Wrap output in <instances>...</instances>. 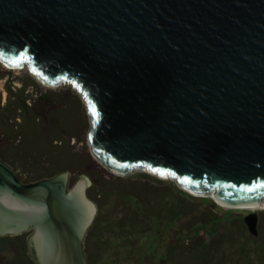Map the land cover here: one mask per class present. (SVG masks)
<instances>
[{"label": "water", "instance_id": "water-1", "mask_svg": "<svg viewBox=\"0 0 264 264\" xmlns=\"http://www.w3.org/2000/svg\"><path fill=\"white\" fill-rule=\"evenodd\" d=\"M0 60L78 90L113 174L233 209L264 201V0H0ZM68 177L27 183L0 159V238L29 232L35 264H90L98 206ZM243 222L257 236V213Z\"/></svg>", "mask_w": 264, "mask_h": 264}, {"label": "rangeland", "instance_id": "rangeland-1", "mask_svg": "<svg viewBox=\"0 0 264 264\" xmlns=\"http://www.w3.org/2000/svg\"><path fill=\"white\" fill-rule=\"evenodd\" d=\"M3 103L9 110L2 113L3 122L10 124L8 120L14 119L10 124L12 136H6L4 126L0 129V159L10 161L19 179L35 183L50 178L54 172H66L73 187L83 177L91 185L86 188L89 199L101 206L98 210L106 213V218H122L126 207L139 212L146 222L129 233H99L102 246H96L99 257L91 264H264V201L256 210L224 208L216 203L214 206L210 196L191 194L174 179L146 170L125 177L113 174L90 150L91 122L83 96L71 84L43 83L28 66H4L0 60V107ZM26 124L32 125L29 132L23 127ZM147 182L160 195L159 200L154 193V200L161 203L162 199H168L167 203L176 200L169 196L173 184L199 199L188 203L181 217L168 220L164 208L159 217L150 219L141 214L133 198L118 197L131 190L134 183ZM99 191L107 195H100ZM213 209L219 217L230 212L228 219L215 225ZM247 212L257 213V236L250 235L243 223ZM201 245L202 253L198 255L184 250ZM19 254L14 241L0 242V264H8Z\"/></svg>", "mask_w": 264, "mask_h": 264}, {"label": "trees", "instance_id": "trees-1", "mask_svg": "<svg viewBox=\"0 0 264 264\" xmlns=\"http://www.w3.org/2000/svg\"><path fill=\"white\" fill-rule=\"evenodd\" d=\"M14 99H15V96H14ZM1 106L2 107H0V129L2 128V126H4L3 131L5 132L6 136L10 137L13 134L12 133L13 127L10 124L13 121L14 117L13 119L10 118L8 120L10 124H8V122H3L4 117L1 115H3L2 113L6 114V111H9V110H7L6 108L7 106L5 105V103L1 104ZM13 111H16V110L13 109ZM9 116H11V114H9ZM17 121L19 122V119H17ZM13 123L17 124L16 121H14ZM23 127L26 128L27 132H29V129H31L32 125L26 124V125H23ZM55 175L56 173L54 172V174H51L50 177H53ZM127 184H131V183L128 182ZM104 185L107 186L105 183ZM173 187H174L173 191L169 192V196L174 197L176 199L172 201L173 203H170V202L167 203L166 201H168V199L166 200L162 199V201H164L163 203L159 201H155L153 197H154V193L155 194L157 193L155 192V190L152 189V186L149 184V182L136 183V184L134 183V186H132L131 190H127L123 193H119L118 197L127 196L129 198H133L138 204L139 208H141V214L143 216L149 217L150 219H152V217H159L163 209L167 208V211H168L167 219L171 220L172 218H175L176 216L181 217L182 215H184V213L188 209V203L192 202L194 199H199L198 197L191 196V194H189L190 192L186 193V192L181 191L179 188H177L175 184H173ZM99 194L103 196L107 195V193L103 191H99ZM159 200H160V195H159ZM212 204L216 206L214 201H212ZM97 205L99 206V208L101 207L99 204ZM216 209L219 210L218 207H216ZM217 210H214V209L212 210V212L216 214V217L212 215L214 218L213 223L215 225L220 223L222 220H225L224 218L228 219V216L230 214V212H223V217H219L217 216V213H218ZM124 212H125L124 213L125 216H123L122 218L113 217L111 219L106 218L107 217L106 213H103L100 210L96 214L95 219L92 225L89 227L87 234L85 236V240H84V250H85L86 257H87V261L90 264L93 260L99 257L97 250H96V246L98 247V249L102 246L100 244L102 241L101 238L97 237L99 233H103L104 230H106L109 233H116V231L117 232L124 231V233H127V232L129 233L133 231L134 229L143 227L146 224V222L141 219L140 214H138L139 212L133 211L132 209L129 210L126 207L124 208ZM258 223H259V220H258ZM249 234L252 235L251 233ZM28 235H29V232H26L18 236H6V237L0 238V242L7 243V244L10 241H14L20 252V254L14 256V258L10 262H8V264H35L30 259L28 255V251H27ZM202 248L203 246L201 245L199 248L192 247V248H185L184 250H186L187 252L193 255H198L202 253L200 251L202 250ZM183 252H180V254Z\"/></svg>", "mask_w": 264, "mask_h": 264}, {"label": "bare ground", "instance_id": "bare-ground-1", "mask_svg": "<svg viewBox=\"0 0 264 264\" xmlns=\"http://www.w3.org/2000/svg\"><path fill=\"white\" fill-rule=\"evenodd\" d=\"M262 205V203L260 204V206ZM219 206H221V207H224V208H229V207H226V206H222V205H219ZM260 206H258V207H250V208H238V209H249V210H256V209H258Z\"/></svg>", "mask_w": 264, "mask_h": 264}, {"label": "flooded vegetation", "instance_id": "flooded-vegetation-1", "mask_svg": "<svg viewBox=\"0 0 264 264\" xmlns=\"http://www.w3.org/2000/svg\"><path fill=\"white\" fill-rule=\"evenodd\" d=\"M1 61H2V60H1ZM247 213L249 214V213H253V212H247ZM85 256H86V255H85ZM86 260H87V257H86ZM87 263H88V261H87Z\"/></svg>", "mask_w": 264, "mask_h": 264}, {"label": "snow or ice", "instance_id": "snow-or-ice-1", "mask_svg": "<svg viewBox=\"0 0 264 264\" xmlns=\"http://www.w3.org/2000/svg\"><path fill=\"white\" fill-rule=\"evenodd\" d=\"M169 174H171V173H169ZM190 182V181H189ZM261 187H264V185H261ZM246 190H249V189H246Z\"/></svg>", "mask_w": 264, "mask_h": 264}]
</instances>
